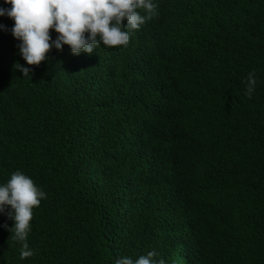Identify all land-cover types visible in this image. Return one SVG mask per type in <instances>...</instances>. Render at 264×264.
Here are the masks:
<instances>
[{
    "label": "trees",
    "instance_id": "obj_1",
    "mask_svg": "<svg viewBox=\"0 0 264 264\" xmlns=\"http://www.w3.org/2000/svg\"><path fill=\"white\" fill-rule=\"evenodd\" d=\"M158 1L127 46L89 61L98 67L85 79L97 81L86 94L66 74L87 61L54 54L40 100L33 78L24 91L0 88V183L19 170L47 195L33 209L32 257L19 258L14 221L0 214V264H74L65 250L77 237L119 226L102 200L141 213L145 241L147 227L195 218L191 234L168 239L164 260L264 264V0ZM13 56L0 30V81ZM42 149L47 166L31 174Z\"/></svg>",
    "mask_w": 264,
    "mask_h": 264
},
{
    "label": "clouds",
    "instance_id": "obj_2",
    "mask_svg": "<svg viewBox=\"0 0 264 264\" xmlns=\"http://www.w3.org/2000/svg\"><path fill=\"white\" fill-rule=\"evenodd\" d=\"M156 7L162 8L158 0H0V17H4L8 26L0 24V30H5L11 37L14 49L10 62L14 64L13 68L0 81V88L24 91L26 81L33 78L34 98L40 100L42 79L48 83L45 64L54 54L64 64L73 60L87 61L82 70L66 74L76 92L86 94L97 81L85 79L92 68L98 67L89 61L96 60L103 50L127 46L135 32L156 15ZM256 87L255 71L249 72L245 89L249 99ZM122 112L117 107L114 116H121ZM41 153L43 149L30 157L35 166H31L29 173L41 172L47 166L39 159ZM91 183H96V180H91ZM46 198V192L19 170L0 183V214L5 213L7 208V215L14 221L9 231L20 244L21 260L35 254L28 244L30 222L33 209ZM101 203L108 217L119 222V226H110L108 234L89 233L77 237L65 250L72 263L188 264V259L182 254L170 261L161 257L168 254V239L175 240L193 232L190 226L198 224L195 218L185 219L187 225H181L179 220H167L147 227L151 236L145 241V226L139 222L141 213L122 206L121 202L109 205L102 200ZM136 216L135 223L124 222ZM113 237L122 239L131 248L116 250ZM80 250L85 252L84 255L78 256Z\"/></svg>",
    "mask_w": 264,
    "mask_h": 264
}]
</instances>
